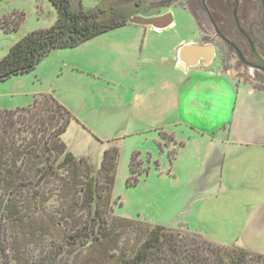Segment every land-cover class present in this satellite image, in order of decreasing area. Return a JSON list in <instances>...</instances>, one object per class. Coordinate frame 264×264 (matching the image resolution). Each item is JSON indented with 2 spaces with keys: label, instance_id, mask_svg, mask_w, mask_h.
<instances>
[{
  "label": "rangeland",
  "instance_id": "1",
  "mask_svg": "<svg viewBox=\"0 0 264 264\" xmlns=\"http://www.w3.org/2000/svg\"><path fill=\"white\" fill-rule=\"evenodd\" d=\"M146 8L138 7L136 0H76L73 5L76 11L103 9L109 16L111 10H115L116 15L145 16ZM170 10L177 13L175 30L181 34L178 40H196L198 32L192 21L191 25L185 22V18L191 20V16L185 10L179 12L178 6ZM57 17L48 0H0V61L27 34L54 26ZM135 26L95 38L91 49L58 51L41 66L39 64L35 72L0 82L1 110L27 108L34 103L35 96L45 94L44 91L53 94L73 117L63 136L64 142L75 156L89 158L97 169L101 168L104 152L111 147L97 142L98 135L113 137L117 142L112 146L120 151L113 190L119 206H111L109 213L113 245L86 250L79 248V244L68 245L63 239L64 233L56 231V240L44 238L25 244L21 238V246H15L11 242L16 234L10 232L11 255L15 258V247L22 248V256L12 264H118L123 257L134 255L141 237V228L126 225L123 218L180 228L190 237L188 239L201 240L187 233L185 229H188L221 248L245 244L248 239L264 249V231L246 225L249 218L261 220L264 215L252 214L251 206L248 209L243 206L249 191L255 193L251 202H260L264 185L259 167L246 170L235 163L230 172L232 151L226 155L225 150L217 147L221 138L229 139L231 135L232 142L250 146L244 153L251 159L257 161L261 157L264 153L260 150L264 144V92L252 98L244 94L238 97V85L234 89V79L222 69L218 59L215 66L204 70L205 76L190 77L194 82H203L204 89L197 90L192 82L186 83L181 94L180 114L167 115L160 110L140 117L129 106L133 101V93L128 88L132 86V79L124 72L132 70L133 66L132 61L125 60L126 44L138 41L139 36L135 40L134 34L144 28ZM208 73L214 76L211 78ZM195 74L198 76L199 72ZM239 78L249 81L244 75ZM210 91L216 94L208 96ZM121 99L126 103L122 107ZM185 99L197 104H186ZM101 117L109 122L100 126ZM193 125L197 131L193 130ZM167 135H174V143ZM156 140L160 144L155 143ZM134 154L139 155L137 162L141 164L137 175H131L130 171ZM218 154L224 156L220 174L215 173ZM57 194L54 200H58Z\"/></svg>",
  "mask_w": 264,
  "mask_h": 264
},
{
  "label": "trees",
  "instance_id": "2",
  "mask_svg": "<svg viewBox=\"0 0 264 264\" xmlns=\"http://www.w3.org/2000/svg\"><path fill=\"white\" fill-rule=\"evenodd\" d=\"M48 1L57 12L56 23L27 34L11 47L0 61V82L29 74L53 51L77 48L123 27L134 16L116 15L115 10L110 16L103 9L76 11V0ZM72 120L71 112L53 94L35 96L27 108L0 109L1 264H12L22 256L21 247H15V258L11 255L10 232L16 234L11 242L15 246L22 241L56 240V231L64 233L68 245L79 244L86 250L113 245L109 213L111 206H119L113 190L120 151L108 142L111 147L99 169L89 158L75 156L63 140ZM138 156L134 154L131 161V175L140 173ZM56 192L58 200H54ZM123 219L132 228L139 226L141 237L134 255L118 264H264V255L237 246H212L188 229L201 240L188 239L180 228Z\"/></svg>",
  "mask_w": 264,
  "mask_h": 264
},
{
  "label": "crops",
  "instance_id": "3",
  "mask_svg": "<svg viewBox=\"0 0 264 264\" xmlns=\"http://www.w3.org/2000/svg\"><path fill=\"white\" fill-rule=\"evenodd\" d=\"M150 1L148 2V0H146L145 4L150 3ZM178 11L183 12V8L178 7ZM168 13H172L174 18V21L170 26L164 29H156L152 26L142 25V27L144 28L146 27V29L143 30L144 28H140V31H136L135 32L136 34H134L135 40L139 36L138 41H136L135 43L129 42L126 44V46H128V49L126 48L127 54H125L126 55L125 60L132 61L133 63L132 70L124 71L127 75V78L130 77L132 79L131 80L132 86L128 85V88H130L133 93V101L131 102L132 104L129 106H131L132 110H134L142 118L148 116L146 112L153 113V112H159L160 110L166 112L167 115H172V114L176 115V113L180 114L181 94L186 83L188 84L192 82V84L195 86L197 90H203L204 83L200 82L199 80L194 82L191 80V78L196 79V77L199 78L205 76L206 74L204 73V70L210 69L213 66H215V64H217V61H215L214 59L209 64H207L204 61H201L199 62V64L193 67H188L180 60V52L185 46L200 45V44L207 45V43L202 42V39L199 36V34L196 37L197 38L196 40L193 39L187 41L183 39L179 41L178 39L180 38L181 34L175 30V28H177V23H178L177 21L178 17L176 12H172V11L165 12V10H163L162 12L151 14L150 16L148 15L138 16L137 14H135L133 17H131L128 20L126 25L115 30L123 29L129 25H136L135 27H139V24H135L131 22V19H133L134 17H141L147 19L158 18ZM190 19L191 20L189 19L186 20L185 18V22H188L191 25V21H192L193 26L197 30V27L193 19L192 18ZM115 30L109 31L107 33L113 32ZM92 40L85 42L84 44H82L77 48L67 49V50L81 49L80 47H83L84 50L91 49L90 45ZM173 41L174 43L170 47ZM124 50L125 49H123V51ZM60 51H65V50H60ZM57 52L58 51H53L51 55H49L47 58H49L50 56H54ZM198 53L203 56L205 54L206 55L208 54L207 51L202 49V51L198 50L191 52L190 56H193V58L196 59L199 57L197 56ZM47 58L43 59V61H45ZM42 62L40 63L39 66H41ZM54 71L55 70H53V77H55ZM197 72H199L198 76L197 74H195ZM208 75H210L211 78L214 76L213 73H208ZM232 79H234V83H233L234 89L235 86L238 85V90H237L238 97L241 94H244L246 98L247 97L252 98L258 92H264V90L255 88L249 82H245L244 80H241L233 76ZM242 89L244 90V92L242 91ZM44 92L45 94H48V91H44ZM225 93L227 94L226 90ZM207 94L208 96H211L216 93L210 91ZM185 103L186 104L191 103L192 105L197 104L196 102L187 99H185ZM162 104L163 106H161ZM123 105H126V103L121 99L120 106L122 107ZM164 107L166 108L163 109ZM203 113L206 114L205 112ZM101 119L102 120L100 126L103 124V122H109L108 119L106 120L103 119L102 117ZM234 121L235 118L233 119L232 124L234 123ZM90 128L92 129L91 126ZM193 128H194L193 130L197 131L195 126ZM93 132H95L94 134H99L97 133V131H93ZM108 133L111 134L110 132ZM183 134L185 133L183 132ZM200 134H202L203 136L206 135V133H200ZM214 135L215 132L212 133V136ZM173 136L167 135V138H169L170 141L174 143ZM176 136L179 137V134H177ZM97 138H98L97 142H100L102 144H108V142L113 144L114 142H117V140H115L113 137H103L102 135H98ZM220 141H221L220 145L217 146L219 147L220 150H225L226 155L228 151L229 152L232 151L231 161L229 162L230 163L229 169L231 168L230 172L233 169L235 163L242 165L246 170H248L249 168L259 167V173L261 174L260 176L262 177L261 182H263L264 185V153L260 155L261 157L259 159H256L257 161H254L253 159H251V157L248 154L244 153V151H246V149H248L250 146L246 144H242L241 142L238 141L232 142L231 135L229 139H227V137L221 138ZM154 142L160 144L157 142V140ZM260 150L264 151V144L262 145V148L260 147ZM222 158L223 160H221ZM217 160L218 161H217L215 173L220 174L222 170V165L224 164V156L218 154ZM246 172L249 173L248 171ZM245 182L247 183V181ZM261 191L262 194H261L260 202H258L259 204H256L255 202H251L255 196V193H253L252 191H249V193L247 194L249 195V197L245 199L247 202L245 201L243 204L244 208L246 209H248L249 206H251V208L253 209L251 211L252 214L264 215V189ZM246 225L249 227H254V226L260 227L264 231V218L259 220L257 217H251L247 221ZM233 245L244 248L253 253L264 255V249L261 246L259 247L257 245L251 244L248 239L246 240L245 244L236 243Z\"/></svg>",
  "mask_w": 264,
  "mask_h": 264
},
{
  "label": "flooded vegetation",
  "instance_id": "4",
  "mask_svg": "<svg viewBox=\"0 0 264 264\" xmlns=\"http://www.w3.org/2000/svg\"><path fill=\"white\" fill-rule=\"evenodd\" d=\"M185 3L184 6L179 3ZM136 0L146 12H170L182 7L193 19L202 42L215 47V61L231 77H247L255 88L264 90V71L257 56L264 58V0ZM230 42V43H229ZM233 43V44H231ZM219 61V60H218ZM240 79V78H239Z\"/></svg>",
  "mask_w": 264,
  "mask_h": 264
},
{
  "label": "water",
  "instance_id": "5",
  "mask_svg": "<svg viewBox=\"0 0 264 264\" xmlns=\"http://www.w3.org/2000/svg\"><path fill=\"white\" fill-rule=\"evenodd\" d=\"M173 21H174V18H173L172 13L165 14L158 18H148L147 19V18H141V17H134L133 19H131L132 23L139 24V25H145V26H152L156 29H164L170 26L173 23ZM202 49L207 51L208 54L207 55L205 54L203 56L198 53L197 56L199 57L196 59L193 58V56H190L191 52L198 51V50L202 51ZM215 57H216V51H215L214 45L212 44L189 45V46H185L180 52V60L188 67H193L199 64V62L201 61H204L207 64H209L214 60ZM257 59L259 62V66H257L258 69L264 71V58L258 55Z\"/></svg>",
  "mask_w": 264,
  "mask_h": 264
}]
</instances>
